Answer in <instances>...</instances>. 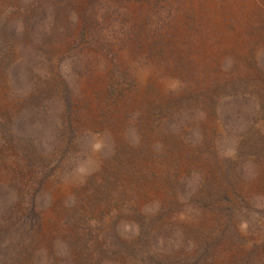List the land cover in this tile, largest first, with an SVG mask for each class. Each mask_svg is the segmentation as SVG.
I'll use <instances>...</instances> for the list:
<instances>
[{
	"label": "rangeland",
	"instance_id": "rangeland-1",
	"mask_svg": "<svg viewBox=\"0 0 264 264\" xmlns=\"http://www.w3.org/2000/svg\"><path fill=\"white\" fill-rule=\"evenodd\" d=\"M0 264H264V0H0Z\"/></svg>",
	"mask_w": 264,
	"mask_h": 264
}]
</instances>
